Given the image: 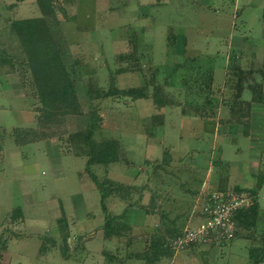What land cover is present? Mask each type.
<instances>
[{
  "label": "rangeland",
  "instance_id": "374dc122",
  "mask_svg": "<svg viewBox=\"0 0 264 264\" xmlns=\"http://www.w3.org/2000/svg\"><path fill=\"white\" fill-rule=\"evenodd\" d=\"M53 1L70 60H78L80 110L44 122L12 28L32 19L45 38L42 13L36 0H0V264H145L125 256L144 243L138 225L154 232L157 223L134 209L125 218L136 227L130 249L102 239L99 193L72 136L88 129L94 110L101 121L93 139L118 140L120 160L92 172L145 187L141 204L149 213L162 182L176 190L194 189L200 178L226 183L249 159L252 171L254 160L264 171V0ZM111 86L141 96H103ZM14 129L26 133L25 143ZM166 149L170 164L157 167ZM232 191L209 192L202 209L213 193ZM260 192L264 216V185ZM124 205L107 201L114 214ZM251 244L212 240L175 252L171 264H250ZM115 246L119 260L101 256L115 255Z\"/></svg>",
  "mask_w": 264,
  "mask_h": 264
},
{
  "label": "trees",
  "instance_id": "16d2710c",
  "mask_svg": "<svg viewBox=\"0 0 264 264\" xmlns=\"http://www.w3.org/2000/svg\"><path fill=\"white\" fill-rule=\"evenodd\" d=\"M36 3L42 13V20L46 28L47 36L42 38L37 35L35 32L36 23L32 19L17 23L19 27L12 24V28L20 39L21 50L29 70L31 84L34 88L35 96L38 98V102L41 105V118H39L41 121L47 122L50 120L52 121V119L56 118L58 115L79 113L80 106L75 91L78 60H70L69 49L60 32L59 23L55 16L54 1L36 0ZM121 72L123 71H117V73ZM112 83L113 78L110 76V85H112ZM155 91L153 102L157 107H161L165 103L162 102L160 97L156 96ZM101 94L103 96L116 94L123 97H131L132 99L141 96L139 90H119L117 88H112V86L109 90ZM100 121V117L93 110L89 114L88 129L84 132L75 133L72 136L73 145L75 149H77L74 153L77 156L86 157L83 171L88 175L94 188L99 193L100 210L103 214L100 236L104 241H112L115 239L123 248L128 249L132 238H134L132 237L134 225L125 221V218L127 213L134 209H141L148 212V209L141 204L142 191H144L145 187L115 182L108 179L106 175H104L103 178H98L94 172H92V167L95 165H99L106 169L109 165L117 163L120 160V143L118 140H104L97 143L93 139L95 131L99 128ZM244 129L246 133L247 127L244 126ZM31 134L34 135V132H31ZM14 135L17 141L20 139L19 142L21 144L25 143L22 142L24 141L22 137H24L26 133L23 134L19 130L14 129ZM170 160L169 150L166 149L163 151L162 159L157 167H161L162 165L168 166ZM143 164L146 165L149 164V162L145 160ZM254 177L256 180L255 186L252 189H245L251 197V204L233 213V237L228 241L242 239L252 243L248 247L247 259L250 264H261L264 262V225L261 230H257L256 225L260 212L258 191L264 185V171L261 172L258 170L254 174ZM201 182L202 178L197 179V186H199ZM183 189L191 193L192 191L190 190L193 188ZM234 190L238 191L239 189L234 188ZM137 193L139 194L135 198L134 195H137ZM154 193L156 194V192ZM115 197L125 204L119 214H114L107 208L108 199ZM161 212L163 213V211ZM19 214L20 210L17 208L13 211L12 217H16ZM182 230L172 229L171 231L170 228H168V231L171 232H166L163 227L157 228L150 236L148 235V242H145L146 247H144L141 252H130L125 257L126 259L142 260L147 264H153L159 259L175 253L171 244ZM0 244L2 248H6L5 240L0 242ZM101 254L105 259H112L115 257L112 252H106V250H102Z\"/></svg>",
  "mask_w": 264,
  "mask_h": 264
},
{
  "label": "crops",
  "instance_id": "0c3cea01",
  "mask_svg": "<svg viewBox=\"0 0 264 264\" xmlns=\"http://www.w3.org/2000/svg\"><path fill=\"white\" fill-rule=\"evenodd\" d=\"M251 160L253 159H249V161ZM249 161L243 162L242 164H238L240 170L238 171L237 175H235L231 179H227L226 183H224V178L222 177H221L222 178L221 183H217L216 180H213L211 184H205V182L202 181L199 186H196V188H194L195 190L194 189L190 190L192 191L191 193L185 191L182 187H179L176 190L174 189L175 187L173 188L171 187V185L162 182L160 183L161 185L157 188L158 190L157 189L154 190L156 194H153L155 197L153 198V200L157 201L156 208L152 211L150 210L151 211L150 213L147 212L144 213L148 214L149 217H153L154 221L157 223V227L165 228L166 232H171L172 229L182 230L187 227L196 226L204 219L202 214V205L200 204H202L205 201V197L209 195V192L221 191L224 189L227 190L231 188L252 189L255 186V180L253 178H255L254 174L256 173L257 170H259V167L257 165L258 163L256 162V160H254L255 161L254 165H256V167L255 170L252 171L251 170L252 167L251 168L249 167V165L251 164V162ZM260 191L261 189L258 191V200L261 194ZM161 211H163V213ZM262 213L263 211L260 206V212L258 215V221L256 225L257 230H261L262 226L264 225V216H261ZM146 223L142 222V224H139L138 228H140L139 231L141 230V232L138 235L135 234V236L137 235L136 237L142 239L144 243H142L140 250L133 251L131 253L142 251L144 247H146L145 241H147L148 235L151 232H153V229L151 230V232H149L151 226H148ZM135 228H133V231ZM168 228H170L171 231H168ZM111 242L115 244L117 243V240L114 239ZM117 244L119 245V243ZM130 247L131 246H129L128 249H130ZM116 249L119 250L117 246H115V250ZM117 250L114 252L115 253L114 258L116 260H119L117 258L118 255ZM101 256L103 255L101 254ZM175 256L176 253L170 256H165L153 264H159L164 259L172 258V260L170 261L171 264ZM136 261H142V260H136Z\"/></svg>",
  "mask_w": 264,
  "mask_h": 264
},
{
  "label": "built area",
  "instance_id": "2783aa9c",
  "mask_svg": "<svg viewBox=\"0 0 264 264\" xmlns=\"http://www.w3.org/2000/svg\"><path fill=\"white\" fill-rule=\"evenodd\" d=\"M202 209L203 221L194 227H187L176 236L171 247L175 252L190 246H200L210 241H228L233 237L232 215L251 204L246 191L213 193Z\"/></svg>",
  "mask_w": 264,
  "mask_h": 264
}]
</instances>
